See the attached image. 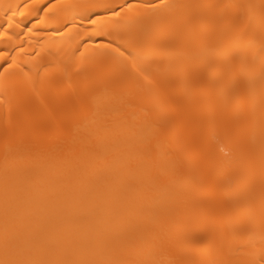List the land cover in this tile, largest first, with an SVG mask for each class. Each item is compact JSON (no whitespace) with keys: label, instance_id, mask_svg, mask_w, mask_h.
<instances>
[{"label":"bare ground","instance_id":"obj_1","mask_svg":"<svg viewBox=\"0 0 264 264\" xmlns=\"http://www.w3.org/2000/svg\"><path fill=\"white\" fill-rule=\"evenodd\" d=\"M0 264H264V0H0Z\"/></svg>","mask_w":264,"mask_h":264},{"label":"rangeland","instance_id":"obj_2","mask_svg":"<svg viewBox=\"0 0 264 264\" xmlns=\"http://www.w3.org/2000/svg\"><path fill=\"white\" fill-rule=\"evenodd\" d=\"M204 87V86H203ZM198 90H200V89H198Z\"/></svg>","mask_w":264,"mask_h":264}]
</instances>
